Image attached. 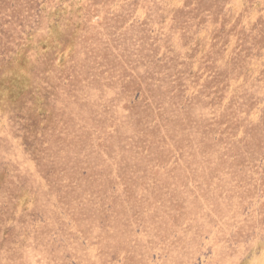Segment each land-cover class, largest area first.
<instances>
[{"label": "rangeland", "instance_id": "obj_1", "mask_svg": "<svg viewBox=\"0 0 264 264\" xmlns=\"http://www.w3.org/2000/svg\"><path fill=\"white\" fill-rule=\"evenodd\" d=\"M0 264H264V0H0Z\"/></svg>", "mask_w": 264, "mask_h": 264}]
</instances>
